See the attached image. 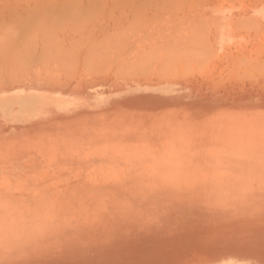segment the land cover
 Returning a JSON list of instances; mask_svg holds the SVG:
<instances>
[{
	"label": "rangeland",
	"instance_id": "1",
	"mask_svg": "<svg viewBox=\"0 0 264 264\" xmlns=\"http://www.w3.org/2000/svg\"><path fill=\"white\" fill-rule=\"evenodd\" d=\"M263 62L264 0H0V264H264Z\"/></svg>",
	"mask_w": 264,
	"mask_h": 264
},
{
	"label": "bare ground",
	"instance_id": "2",
	"mask_svg": "<svg viewBox=\"0 0 264 264\" xmlns=\"http://www.w3.org/2000/svg\"><path fill=\"white\" fill-rule=\"evenodd\" d=\"M240 21H242V20H240ZM255 21H256V20H255ZM255 21H254V22H255ZM259 21H260V20H259ZM256 22H257V21H256ZM256 22H255V23H256ZM239 23H240V22H238V24H239ZM202 24H203V23H202ZM257 24H258V23H257ZM239 25H240V24H239ZM205 26H206V25H205ZM206 28H207L206 30L210 29V28H208V27H206ZM238 28H239V27H238ZM256 28H257V27H256ZM255 30H256V29H255ZM199 31H200V30H199ZM199 31H198V32H199ZM192 32H194V31H192ZM196 33H197V32H196ZM207 33L209 34V32H207ZM192 34L194 35V33H192ZM190 35H191V34H190ZM207 36H208V35H207ZM90 37H91V36H90ZM191 37H192V35H191ZM205 37H206V36H205ZM194 38H195V37H194ZM199 38H200V37H199ZM85 39H86V38H85ZM190 39H191V38H190ZM197 39H198V38H197ZM209 39H210V38H209ZM80 40H81V39H80ZM149 40H151V39H149ZM152 40H154V39H152ZM157 40H158V39H157ZM205 40H206V39H205ZM86 41H87V40H86ZM97 41H98V40H97ZM97 41H95V43H96ZM154 41H156V40H154ZM174 41H175V40H174ZM189 41H190V40H189ZM75 42H76V40H75ZM88 42H90V44H91V41H88ZM88 42H87V43H88ZM116 42H117V41H116ZM149 42H151V41H149ZM158 42H159V41H158ZM176 42H177V40H176ZM196 42H197V41H196ZM196 42H195V43H196ZM198 42H201V41H198ZM95 43H94V44H95ZM109 43H110V42H109ZM131 43H132V42H131ZM131 43H130V44H131ZM169 43H170V42H169ZM190 43H191V42H190ZM193 43H194V41H193ZM201 43H202V42H201ZM71 44H72V43H71ZM75 44H76V43H75ZM92 44H93V43H92ZM92 44H91V45H92ZM97 44H98V43H97ZM106 44H107V43H106ZM123 44H125V43L123 42ZM151 44H152V43H151ZM158 44H159V43H158ZM162 44H163V43H162ZM162 44H160V45H162ZM167 44H168V43H167ZM202 44H203V43H202ZM202 44H200V45H202ZM208 44H209V43H208ZM83 45H84V43H83ZM87 45H88V44H87ZM104 45H105V44H104ZM107 45L109 46V44H107ZM111 45H112V44H111ZM131 45H132V44H131ZM131 45H129V46H131ZM155 45H156V44H155ZM168 45H169V44H168ZM168 45H167V47H166V44H165V47L168 48ZM172 45H173V44H172V42H171V45H169V46L172 47ZM188 45L190 46V44H188ZM200 45H199V47H201ZM57 46H58V44H57ZM96 46H98V45H95L94 47H96ZM100 46H101V45H100ZM105 46H106V45H105ZM120 46H122V45H119V48L121 49ZM124 46H125V45H124ZM124 46H122V47H124ZM148 46H149V45H148ZM151 46H152V45H151ZM153 46H154V45H153ZM178 46H179V45H178ZM189 46H188V47H189ZM191 46H192V45H191ZM196 46H197V45H196ZM202 46H203V45H202ZM54 47H56V46L54 45ZM98 47H99V46H98ZM116 47L118 48V46H115V48L112 46V49L114 48V50H115ZM141 47H142V46H141ZM146 47H147V45H146ZM149 47H150V46H149ZM170 47H169V48H170ZM209 47H210V46H209ZM52 48H53V47H52ZM59 48H60V47H59ZM96 48H97V47H96ZM96 48H95V49H96ZM105 48H106V47H105ZM119 48H118V49H119ZM130 48H131V47H130ZM156 48L158 49L159 47H156ZM192 48H193V47H192ZM196 48H197V47H196ZM48 49L51 50L50 47H49ZM95 49H94L93 51H91V52H93V53L96 52V53H97V52H100V51L103 50L102 48H101L102 50L99 48L98 50H100V51H95ZM106 49H108V48H106ZM139 49H140V48H139ZM159 49H161V48H159ZM159 49H158V50H159ZM163 49H164V48H163ZM170 49H172V48H170ZM188 49H189V48H188ZM211 49H212V48H211ZM54 50H55V49H54ZM56 50H57V49H56ZM73 50H74V49H73ZM104 50H105V49H104ZM109 50H111V48H109ZM148 50H149V49H148ZM151 50H152V49H151ZM154 50H155V49H154ZM154 50H152V51H154ZM165 50H166V49H165ZM167 50H168V49H167ZM192 50H193V49H190V51H192ZM197 50L199 51V48H198ZM202 50H203V49H202ZM204 50H205V49H204ZM207 50H208V49H207ZM47 51H48V50H47ZM75 51H76V50H75ZM107 51H108V50H107ZM121 51H122V50H121ZM126 51H127V50H126ZM133 51H134V50H132V52H133ZM140 51H141V50H140ZM142 51H143V50H142ZM160 51H161V50H160ZM160 51H159V52H160ZM186 51H187V50H186ZM198 51H197V52H198ZM50 52H51V54L54 53V51H53V53H52V51H50ZM91 52L88 53V54H91ZM110 52H112V51H110ZM117 52H118V51H117ZM123 52H124V51H123ZM128 52H130V51H128ZM135 52L137 53V51H135ZM145 52H146V51H145ZM145 52H143V53L141 52L139 55L142 56V54L144 55ZM155 52H156V50H155ZM157 52H158V51H157ZM166 52H167V51H166ZM166 52H163V53H166ZM168 52H169V50H168ZM168 52H167V54H168ZM170 52H171V50H170ZM170 52H169V54L172 55V53H170ZM175 52H176V51H175ZM181 52H182V51H181ZM181 52H178V53L180 54ZM194 52H196V51L194 50ZM197 52H196V54H194L195 57H196V59H197V57H198V56H197ZM201 52H202V51H201ZM213 52H214V51H213ZM257 52H258V51H257ZM44 53H45V52H44ZM65 53H66V51H65ZM65 53H64V50H63V53H62V54L64 55ZM67 53H68V52H67ZM93 53H92L91 55L96 54V53H94V54H93ZM114 53H115V52H114ZM146 53H147V52H146ZM149 53H151V52H149ZM189 53H190V52H189ZM205 53H206V52H205ZM241 53H242V52H241ZM56 54H57V56H58V53H56ZM59 54H60V53H59ZM68 54H69V53H68ZM78 54H79V53H78ZM97 54H98V53H97ZM99 54H100V53H99ZM112 54H113V53H112ZM120 54H121V53H120ZM169 54H168V55H169ZM173 54H175V53L173 52ZM185 54H186V53H185ZM190 54H191V53H190ZM199 54H200V53H199ZM201 54H202V53H201ZM207 54H208V53H207ZM209 54H210V52H209ZM46 55H47V54H46ZM46 55H45V56H46ZM54 55H55V53H54ZM71 55L73 56V54H71ZM107 55H108V54H107ZM127 55H129V54H127ZM151 55H152V54H151ZM151 55H148V57H150ZM154 55H155V54H154ZM158 55H162V54H158ZM158 55H157V56H158ZM168 55H167V56H168ZM191 55H192V54H191ZM40 56H41V55H40ZM43 56H44V54H43ZM57 56L55 57V59H52V60H56V58H58ZM61 56H62V55H60L59 57H61ZM67 56H68V55H67ZM96 56H97V55H95V57H96ZM118 56H119V55H118ZM125 56H126V55H125ZM131 56H132V55H131ZM134 56H135V55H134ZM134 56H133V57H134ZM164 56H165V55H164ZM164 56H163V57H164ZM167 56H166L165 58H170V55H169V57H167ZM177 56H178V55H177ZM182 56H183V54H182ZM207 56H208V55H207ZM207 56H206V57H207ZM46 57H48V56H46ZM46 57H45V61L47 62L48 60H46V59H47ZM49 57H50V56H49ZM53 57H54V56H53ZM64 57H65V56H64ZM99 57H100V56H99ZM99 57H97V58L99 59ZM101 57H102V55H101ZM120 57H121V56H120ZM126 57H127V56H126ZM133 57H132V58H133ZM143 57H145V56H143ZM146 57H147V55H146ZM171 57H172V56H171ZM187 57H189V55H188ZM202 57H203V56H202ZM206 57H205V58H206ZM41 58H42V56H41ZM41 58H40V60L38 59V61H39L40 63H41ZM62 58H63V56H62ZM107 58H108V57H107ZM110 58H111V57H110ZM112 58H113V57H112ZM123 58H124V57H123ZM137 58H138V57H137ZM156 58H157V57H156ZM198 58H200V57H198ZM43 59H44V58H43ZM65 59H67V58H65ZM90 59H92V58H90ZM90 59H89V61H90ZM94 59H95V58H94ZM115 59H116V58H115ZM118 59H119V58H118ZM135 59H136V57H135ZM145 59H147V58H145ZM158 59H159V58H158ZM170 59L172 60V58H170ZM170 59H169V60H170ZM175 59H176V58H175ZM246 59H247V58H246ZM58 60H59V59H58ZM63 60H64V59H63ZM63 60H62V61H63ZM71 60H72V59H71ZM112 60H113V59H112ZM129 60H130V59H129ZM129 60H128V61H129ZM132 60H133V59H132ZM132 60H130V61H132ZM169 60H168V63H170ZM206 60H207V59H206ZM239 60H241V59H239ZM239 60H238V61H239ZM243 60H244V58H243ZM25 61H26V60H25ZM25 61H24V62H25ZM42 61H43V60H42ZM45 61H44V63H45ZM84 61H85V60H84ZM87 61H88V60H87ZM97 61H98V60H97ZM134 61H135V60H134ZM140 61H141V59H140ZM145 61H146V60H145ZM150 61H151V60H150ZM50 62H51V61H50ZM57 62H58V61H57ZM105 62H106V60H105ZM109 62H110V61H109ZM161 62H162V61H161ZM173 62H174V61H173ZM206 62H207V61H206ZM31 63H32V62H31ZM40 63H39V66H40ZM51 63L53 64V62H51ZM51 63H50V64H51ZM63 63H64V61H63ZM87 63H88V62H87ZM106 63H107V62H106ZM123 63L125 64V62H123ZM123 63H122V64H123ZM130 63H131V62H130ZM133 63H135V62H132V63L129 64V65H132ZM138 63H139V62H138ZM140 63H141V62H140ZM241 63H243V62H241ZM263 63H264V62H263ZM24 64H25V63H24ZM34 64H35V63H34ZM34 64H33V66H35ZM50 64H49V65H50ZM52 64H51V65H52ZM141 64H142V63H141ZM170 64H171V63H170ZM257 64H258V63H257ZM30 65H31V64H30ZM51 65L49 66V68L51 67ZM82 65H83V63H82ZM87 65H88V64H87ZM87 65H86V66H87ZM133 65H134V64H133ZM172 65H173V64H172ZM33 66H30V67H33ZM62 66H64V65H62ZM77 66H78V65H77ZM105 66H106V65H105ZM114 66H115V65H114ZM134 66H135V65H134ZM136 66H137V65H136ZM158 66H159V65H158ZM181 66H182V65H181ZM240 66H241V65H240ZM4 67H5V66H4ZM20 67H22V65H21ZM28 67H29V66H28ZM30 67H29V68H30ZM41 67H42V65L40 66V69H44V66H43V68H41ZM108 67H109V66H108ZM112 67H113V66H112ZM124 67H125V66H124ZM128 67H131V66H128ZM132 67H133V66H132ZM154 67H155V66H154ZM165 67H168V66H165ZM252 67H253V66H252ZM10 68H11V67H10ZM49 68H48V69H49ZM120 68H121V67H120ZM136 68H137V67H136ZM168 68H169V67H168ZM249 68H250V66H249ZM261 68H262V66H261ZM7 69H8V67H7ZM14 69L17 70L15 67L13 68V70H14ZM59 69H60V68H59ZM61 69H62V68H61ZM70 69H71V68H70ZM76 69H77V68H75V70H76ZM126 69H127V68H126ZM132 69H133V68H132ZM26 70H27V69H26ZM26 70H25V72H26ZM29 70H30V69H29ZM63 70H64V69H63ZM101 70H102V68H101ZM164 70H165V69H164ZM164 70H163V71H164ZM262 70H264V69L262 68ZM9 71H10V70H9ZM11 71H12V70H11ZM55 71H56V70H55ZM55 71H54V72H55ZM66 71H67V70H66ZM70 71H71V70H70ZM70 71H69V72H70ZM88 71H89V70H88ZM167 71H168V70H167ZM241 71H242V70H241ZM13 72H14V71H13ZM15 72H16V71H15ZM23 72H24V69H23ZM52 72H53V71H52ZM64 72H65V71H64ZM73 72H74V71H73ZM75 72H76V71H75ZM20 73H21V72H20ZM42 73H43V72H42ZM153 73H154V72H153ZM181 73H182V72H181ZM63 74H64V73H63ZM68 74H69V73H68ZM93 74H94V73H93ZM99 74H100V73H99ZM14 75H15V74H14ZM18 75H19V74H18ZM26 75H27V74H26ZM72 75H74V74H72ZM85 75H86V74H85ZM87 75H89V74H87ZM91 75H92V74H91ZM103 75H104V74H103ZM167 75H168V74H167ZM238 75H239V74H238ZM67 76H68V75H67ZM83 76H84V75H83ZM67 79H68V77H67ZM89 83H90V82H89ZM165 138H166V137H165ZM165 138H164V139H165ZM170 140H171V139H170ZM180 140H181V138H180ZM178 141H179V140H178ZM181 141H182V140H181ZM183 141H184V140H183ZM183 141H182V142H183ZM168 142H169V140H168ZM171 142H172V140H171ZM179 142H180V141H179ZM173 143H174V142H173ZM173 143H171V144H173ZM166 144H167V143H166ZM186 145H187V144H186ZM188 145H190V144H188ZM189 147H190V146H189ZM188 149H189V148H188ZM59 151H60V150H59ZM187 151L190 152V150H187V149H186V150H185V152H186L185 156H186L187 154H189ZM56 153H57V152H56ZM60 154H61V153H60ZM62 154H63V153H62ZM181 154H182V153H181ZM181 154H180V155H181ZM63 155H64V154H63ZM183 155H184V154H183ZM183 155H182V156H183ZM55 156H56V155H55ZM59 156H60V155H59ZM64 156H65V155H64ZM193 156H194V155H193ZM193 156H192V157H193ZM195 156H196V155H195ZM60 157H62V156H60ZM65 157H67V156H65ZM183 157H184V156H183ZM231 159H232V157H229V158H227V160H225V161L215 163V164H224L223 166L228 165V164H226V163H230V168H228L227 170H221V169H214V170H213V169H211V168L202 167L201 170H200L202 173H201V172H200V173H201L202 175H203V173H204V175H205V174H206V175H205V176L203 175V178H202V179L200 178V180L197 181V183H195V181H194V182L192 181L194 177H193L191 174H194V176H195V175H198V173H199L198 171H199V170L196 171L195 169H197V168H195L194 166H190V167H185V168H183L182 171L185 170V176L183 177L184 180H183V178H181V179L183 180L184 184L187 183V181H188L189 183H191V186H184V187H185V188H191V189H194V188H203V187H205V186H206V187H211V188L222 186L224 180L222 179V175H223V174H222L221 171H223V172H225V173H226V172L228 173V170H237V171H239V172H243V171H244V166H245V164L242 165V164L240 163V160H239L238 158H236V157H235V160H231ZM41 161H42V160H41ZM241 162H243V161H241ZM58 163H59V162H58ZM207 163H211V162H207ZM40 164H41V163H40ZM53 164L55 165V164H57V163H53ZM59 164L61 165V167L64 166V165H62L63 163H62V164L59 163ZM59 164H58V166H59ZM52 166H53V165H52ZM58 166H57V168H58ZM250 166H251V167L249 168V170L251 169V171H253V172H257V171H258V170H256L257 167H256L255 165L250 164ZM51 170H52V169H51ZM54 170H55V169H54ZM194 170H195L197 173H196V172L194 173V172H193ZM211 173H212V174L215 173V174L212 175ZM227 173H226V174H227ZM191 176H192L193 178H192ZM199 176H200V175H199ZM200 177H202V176H200ZM218 177H219V178H218ZM181 179H179V180H181ZM43 180H44V179H43ZM57 182H58V181H57ZM86 182H87V181H86ZM212 182H213V185H212ZM227 182H229V181H227ZM227 182H226V183H227ZM226 183H225V184H226ZM84 184H85V183H84ZM11 186H12V185H11ZM82 186L84 187V185H82ZM83 187H82V188H83ZM142 192H143V191H142ZM40 194H41V193H40ZM44 195H45V194H44ZM43 197H44V196H43ZM55 198H56V197H55ZM50 202H51V201H50ZM54 202H55V201H54ZM52 203H53V201H52ZM63 203H64V202H63ZM53 204H55V203H53ZM42 215H43V214H42ZM42 217H43V216H42ZM40 219H41V218H40ZM251 261H252V260H251ZM249 262H250V261H249ZM257 263H260V262L257 261ZM261 264H262V263H261Z\"/></svg>",
	"mask_w": 264,
	"mask_h": 264
}]
</instances>
